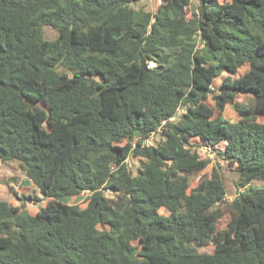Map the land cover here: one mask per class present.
<instances>
[{"label": "trees", "instance_id": "obj_1", "mask_svg": "<svg viewBox=\"0 0 264 264\" xmlns=\"http://www.w3.org/2000/svg\"><path fill=\"white\" fill-rule=\"evenodd\" d=\"M140 1L0 0V161L48 200L0 201V264H264V0Z\"/></svg>", "mask_w": 264, "mask_h": 264}, {"label": "rangeland", "instance_id": "obj_2", "mask_svg": "<svg viewBox=\"0 0 264 264\" xmlns=\"http://www.w3.org/2000/svg\"><path fill=\"white\" fill-rule=\"evenodd\" d=\"M162 5V0H141L139 4H134V8H144L146 11L154 13ZM44 36L47 40L53 41L58 38V33L51 27H45L43 29ZM248 71V67L242 68L237 75L233 78L242 77L245 72ZM226 76L217 80V85H220ZM239 101H247L245 96L239 97ZM211 105H215L212 100L209 101ZM223 116L233 122L238 121L237 113L232 105L226 107V111ZM153 140H160L157 135ZM200 155L204 159L211 160V164L205 172L198 174L194 178V186L197 185L203 176H210L214 166L222 167V175L226 188L228 201H232L238 195V187L236 185L239 176L236 172H232L226 169L227 165L224 161L217 157L214 150L208 146H203L200 150ZM137 166L140 165L141 161L134 160ZM251 187L264 188V181L252 180L250 183ZM25 197H36L39 201L34 199H26ZM89 194H82L78 198L66 199L64 202L68 204L79 205L85 208L88 204ZM0 201H8L14 206L24 205L32 215H36L41 207L46 206L48 200H44L38 188L32 184L25 176L18 163L1 162L0 161ZM161 214L168 215L164 210ZM222 226H224L222 224Z\"/></svg>", "mask_w": 264, "mask_h": 264}, {"label": "built area", "instance_id": "obj_3", "mask_svg": "<svg viewBox=\"0 0 264 264\" xmlns=\"http://www.w3.org/2000/svg\"><path fill=\"white\" fill-rule=\"evenodd\" d=\"M182 113H184V110L179 109V110H178V115H181ZM172 120L174 121L175 118H173ZM153 139H154V138H152V139H150L149 141H147V145H148V146L152 145Z\"/></svg>", "mask_w": 264, "mask_h": 264}]
</instances>
